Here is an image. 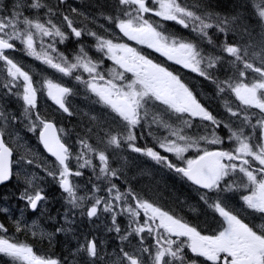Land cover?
<instances>
[{
    "label": "snow or ice",
    "instance_id": "6c2138e0",
    "mask_svg": "<svg viewBox=\"0 0 264 264\" xmlns=\"http://www.w3.org/2000/svg\"><path fill=\"white\" fill-rule=\"evenodd\" d=\"M249 2L259 21V33L245 23L239 12L221 14L206 0H192L191 3L188 0H151V4L148 0H117L115 14L105 17L128 41L158 53L214 85L217 96L234 95L239 105L224 98L229 116L221 119L200 102L179 74L124 42L111 29H106L109 35L101 36L95 31L75 27L72 18L63 14L62 19L71 30L65 32L54 18L61 15L59 6L66 0H58L55 6L48 0H12L10 6L0 0V61L3 62L0 70L6 72L0 80L3 90L0 100L12 96L22 101L19 115L0 104V184L14 175L19 182L22 175L19 170L13 171L15 149L10 146V141H15L17 147H23L16 130L19 123L37 136L54 160H37L38 154H31L20 155L15 163L34 165L57 180L69 206L64 221L69 225L73 223L70 214L75 210L89 219L97 217L98 211L107 213L112 224L108 230L115 231L121 242L115 257L105 259L108 254L98 249L94 239L86 238L84 244L70 253L71 257L84 253L88 257L85 264H264V0ZM72 11L77 10L73 8ZM149 13L159 19L148 17ZM165 22H173L192 33L195 39L169 31ZM210 29L223 34L220 43L209 34ZM229 34L238 36L241 41L245 36L249 39L244 43H229ZM70 35L78 41L83 35L93 37L96 41L93 47L101 57L94 59L84 44L79 43L78 51L70 59L58 47ZM257 35L258 41L255 40ZM205 43L211 50L203 47ZM17 44L22 48L18 49ZM9 50L23 51L61 77L83 84L98 98L97 103L119 118L121 124L115 134L97 122L100 131L105 133L100 142L104 143L107 138L104 149L94 147L85 138H78L80 148L72 151L58 134L63 129H57L38 110V94L45 95L60 110L72 115L66 100L74 94V89L51 77L34 80L22 64L6 54ZM220 53H226L231 59ZM105 59L112 61L115 67L104 69ZM221 69L230 74L221 78ZM249 71L255 75L249 76ZM82 73H86L87 78ZM129 73L131 76L127 75ZM197 119L201 123L195 124ZM221 128L227 130L226 138L219 134ZM88 131L91 133L92 129ZM145 133L153 138L154 146H138L137 140L145 139ZM226 141L228 148L222 147ZM125 145L132 152L149 157L160 167L186 178L198 186V190H204L201 200L222 218L217 232L202 234L196 226L142 198L130 186L121 191L112 183L113 177L121 179L118 173L122 169L110 166L107 147L121 149ZM157 149L172 154L175 161ZM26 151L32 152L30 148ZM189 152L195 155L189 157L186 155ZM93 156L99 160L98 166L93 163ZM70 161L75 162V169ZM84 168H90L97 181L107 183L104 189L107 196L98 195L102 190L99 183H94L90 192L80 194L81 186L70 177L82 176ZM23 175L25 188L18 198L36 211L46 199L43 189L35 183L43 177ZM229 192L240 193L244 210L258 218V223L246 222L241 210L230 205L225 195ZM8 211L0 208V212ZM141 213L143 223L140 222ZM118 216L128 219V230L124 234L117 223ZM14 226L17 232L31 230L34 237L47 239L49 244L55 235L39 230L34 224L29 228L19 219L14 221ZM66 230L70 229L61 226L56 233ZM7 232L6 226L0 223V254L10 258L11 264H62L58 259L37 255L32 246L4 235ZM145 232L147 236L143 235ZM133 235L138 237V243L131 251L126 250L124 242L131 244L129 237ZM149 238L152 244L146 243ZM186 249L203 261L190 259Z\"/></svg>",
    "mask_w": 264,
    "mask_h": 264
},
{
    "label": "trees",
    "instance_id": "16d2710c",
    "mask_svg": "<svg viewBox=\"0 0 264 264\" xmlns=\"http://www.w3.org/2000/svg\"><path fill=\"white\" fill-rule=\"evenodd\" d=\"M191 2L192 0H189V3ZM206 3L210 5L213 10L221 14L234 15L239 12L244 17L245 23L250 25L255 33L261 31L259 21L255 16V10L249 0H206ZM78 5L80 6L79 12L81 16L87 15L90 19L99 20L104 27H106L107 21H104L105 17L114 15L118 7L117 0H81V3ZM235 37L239 40L238 36ZM248 39L249 38L245 36L242 42H246ZM259 39L260 37L257 35L255 40L258 41ZM76 114L77 117L74 115V117L65 118L63 125L65 128H69L72 135L79 136L84 133V127L80 124L81 115L78 112H76ZM102 116L104 115L102 114ZM135 158L136 157L127 156L125 153H120L116 157L119 163L117 168L122 169L119 174L126 180V183L133 187L134 185L138 186L140 188L138 191L141 194L146 195L147 198L152 201H156L166 210L181 214L188 223L196 226L201 232H211L218 227L219 224L215 215L208 210V207L202 201H200L198 195L195 196L196 192L189 184L179 180L173 175H169L153 164L144 165L143 161ZM3 190L5 192L3 200H7L11 197V194L14 193V191H11V188L9 189V186ZM226 196L228 201L234 198L233 196ZM50 197L52 200L56 199V196L52 197L50 195ZM237 206L238 203L235 201L233 207ZM60 215L61 214L56 215V217ZM53 217L55 216L53 215ZM12 218L21 220L15 216ZM75 220L77 223V228L75 230L77 235H68V237L65 238L57 237V240L52 239L51 244L46 240L48 242V246L46 247L58 248V250L54 251H59L63 253V255L71 257L70 253L77 249L78 245L76 243H80L83 239L99 232V229H95L94 226L86 225V220L79 218H75ZM80 231L82 233H80ZM51 232L55 233V231ZM79 255H83V253ZM79 255L74 257L73 260L76 264H83V261L79 259Z\"/></svg>",
    "mask_w": 264,
    "mask_h": 264
},
{
    "label": "rangeland",
    "instance_id": "374dc122",
    "mask_svg": "<svg viewBox=\"0 0 264 264\" xmlns=\"http://www.w3.org/2000/svg\"><path fill=\"white\" fill-rule=\"evenodd\" d=\"M110 67H115L114 65H113V63H112V61H110L109 60V62H108V68H110ZM2 89H0V93H2ZM86 91H87V93H88V97H87V100H90V98L91 99H93V100H96V102H97V100H98V98L93 94V93H91L89 90H87L86 89ZM41 98L43 99V101H45V102H47L49 99L45 96V95H43V94H41ZM38 100H39V98H38ZM0 104H3L4 106H6V108H8V109H11V110H13V112L16 114V115H19V113H20V110H21V107H20V105L22 104V101H19V100H17L16 98H14V97H12V96H9V97H7L6 99H3V100H0ZM99 106H101L102 108H104L105 110H107V111H109L105 106H103L101 103H97ZM76 106L77 107H79V103H76ZM41 112V111H40ZM42 113V112H41ZM84 116V115H83ZM227 119V118H226ZM80 124H81V126L82 127H84V129L86 128V126L88 127V128H93V129H100L99 128V126L97 125V123L96 122H94L92 119H85V118H81L80 117ZM21 124H19V123H17V125H16V130L20 133V140L22 141V143H23V147H17V145H16V147H17V150L19 151V154L20 155H22V154H26V155H31V154H35L36 152H35V149L34 148H31V146H30V143H26L25 141H26V136L25 135H27V136H29L30 137V132H28L24 127H23V125H21V127L20 128H17L18 126H20ZM107 127H109V126H107ZM106 127V128H107ZM67 141H72L69 137V134H67V133H64V136H63ZM11 143H15L16 144V142L15 141H10ZM28 144V145H27ZM71 145L74 147V150H73V152H76V151H78L79 150V148H80V146H79V144H75V143H71ZM94 147H95V145H93ZM27 147H29L31 150H32V152L31 153H28L25 149H27ZM97 147V146H96ZM19 155V156H20ZM43 159H46V158H44V157H42ZM37 159V158H36ZM94 159V158H93ZM37 160H41V159H37ZM73 165L75 166V162L73 161ZM33 167L34 168H36L34 165H33ZM34 168H31V167H28V166H25V164H21V165H17L16 164V170L15 171H17V170H19L21 173H22V175L20 176V180H24V173H27V174H29V175H33V173L31 172V170H33ZM88 169V168H87ZM90 169V168H89ZM86 190L84 189V188H81V190H80V194H83L84 192H85ZM105 214H107V213H105ZM5 235V234H4ZM6 236H8V237H10L11 239H13V240H16L15 238H12L10 235H6ZM99 239V243H100V246H101V251L102 252H104V253H110V252H112L113 251V248H111L110 250H109V246H108V242H107V239H105V238H103V237H99L98 238ZM131 241V244H129L128 242H126V244L127 245H129V249L130 250H132L133 249V247H135V245L138 243V241H134V240H130ZM115 253L114 254H116L117 252L116 251H114ZM0 255H3V254H0ZM3 256H5V255H3ZM7 259H9L10 260V258H8L7 256H5Z\"/></svg>",
    "mask_w": 264,
    "mask_h": 264
},
{
    "label": "bare ground",
    "instance_id": "6f19581e",
    "mask_svg": "<svg viewBox=\"0 0 264 264\" xmlns=\"http://www.w3.org/2000/svg\"><path fill=\"white\" fill-rule=\"evenodd\" d=\"M153 183V182H152ZM160 193V192H159ZM149 194V193H148ZM175 196V195H174Z\"/></svg>",
    "mask_w": 264,
    "mask_h": 264
}]
</instances>
